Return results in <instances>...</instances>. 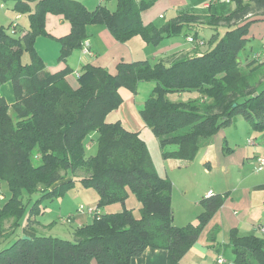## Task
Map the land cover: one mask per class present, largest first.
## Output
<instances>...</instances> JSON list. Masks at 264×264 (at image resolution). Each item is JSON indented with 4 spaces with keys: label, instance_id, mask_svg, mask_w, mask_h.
Masks as SVG:
<instances>
[{
    "label": "trees",
    "instance_id": "1",
    "mask_svg": "<svg viewBox=\"0 0 264 264\" xmlns=\"http://www.w3.org/2000/svg\"><path fill=\"white\" fill-rule=\"evenodd\" d=\"M1 1H12L20 15L27 14L30 30L19 34L16 28V36L0 28V89L12 83L16 98L9 104L0 93V180L11 191L9 201L0 206V264H131L148 248L165 249L168 264H180L223 199H204L196 224L174 225L172 183L158 175L139 135L107 117L122 104L121 88L136 93L141 83L151 82L154 88L142 114L160 141L164 159L196 158L204 140L232 126L239 116L253 130H264V62L256 65L254 60L243 69L237 59L250 25L264 20V0H231L228 4L235 6L229 12L220 3L215 5L218 12L222 9L219 17L187 8L160 27L144 24L142 14L161 0H115V10L107 5L91 10L78 0ZM49 14L62 15L71 24L70 34L59 39L62 61L82 48L90 25H105L120 42L140 36L155 47L182 36L203 46L198 32L192 34L200 25L224 23L228 29L202 53L154 65L149 60L121 62L114 74L86 65L78 89H72L66 79L70 70L51 73L35 49L37 37L50 36ZM89 141L97 143V153L88 152ZM76 182L98 192L99 212L91 224L77 228L70 241L41 234L31 216L21 234L25 193L54 199ZM131 194L142 205L141 219L126 207L119 213L101 212L111 204L125 206ZM231 245L234 264H264V237L235 235Z\"/></svg>",
    "mask_w": 264,
    "mask_h": 264
},
{
    "label": "crops",
    "instance_id": "2",
    "mask_svg": "<svg viewBox=\"0 0 264 264\" xmlns=\"http://www.w3.org/2000/svg\"><path fill=\"white\" fill-rule=\"evenodd\" d=\"M78 1L91 10L99 5H107L111 10H115L117 6L115 0ZM108 1L111 2L108 4ZM8 5L5 3L4 7ZM186 8L189 9L187 0H161L145 11L142 19L148 25L158 19H165V13L169 10L173 18H176ZM24 17L18 15L16 18L19 23L17 30L22 34L27 33L29 25V20ZM10 25L11 23L8 27ZM46 30L55 43L53 65H47V68L53 74L70 70L66 79L72 89H78V74L86 65L100 67L114 74L121 62L153 59L157 63L183 54L202 53V46H195L185 37L186 43H182L179 37L165 40L159 47L146 43L140 36L123 43L105 25H90L85 43L89 45L92 55H85L82 48H79L72 52L67 61H62L59 59V39L70 34L71 24L62 15L49 14L46 18ZM8 85L12 87L11 92ZM13 91L10 82L0 89L1 95L9 104L16 101ZM129 96L130 93L125 92L123 99L126 101ZM143 136L152 153L151 146L157 148L159 139L150 132H145ZM250 140H254L255 145H250ZM203 142L204 145L194 159H164L160 148L162 156L159 152L155 154L158 161L154 162V167L161 178L169 180L173 185V221L177 227L197 223L207 195H220L223 199L222 206L180 264H218L219 256L234 264L235 254L231 244L235 235L264 236V168L260 169L258 164V159L264 158V130L255 131L247 120L237 117L232 126L221 129L214 137ZM92 264L98 262L94 260ZM131 264H168V252L161 248H148L142 255L134 258Z\"/></svg>",
    "mask_w": 264,
    "mask_h": 264
},
{
    "label": "rangeland",
    "instance_id": "3",
    "mask_svg": "<svg viewBox=\"0 0 264 264\" xmlns=\"http://www.w3.org/2000/svg\"><path fill=\"white\" fill-rule=\"evenodd\" d=\"M111 1H108V4ZM209 1L210 0H187V4L189 8L194 9V13L197 15L208 16L213 14L217 17L222 16V9L221 12H218L216 6L213 7L211 12L210 10L203 8V5ZM6 4H9L8 7H0V28L3 27L10 35H16V33H14L13 24H19L16 22V18L20 14L14 9V3L12 1H8ZM234 6V2H232L231 5L225 4L222 6V8L229 12ZM21 15L25 16L24 18L29 20V25L27 28L29 31V16L27 14ZM173 17L174 16H172V12L169 10L167 13H165V19H158L156 22H154V25L160 27L164 25V23L169 22ZM9 23H11V25L8 27ZM227 29L228 26L224 25V23L219 25H200L197 30L192 31V34L195 35V33L198 32V40L205 42V45L201 47V51L204 52L209 51L213 46H215L218 39L226 34ZM245 37L248 40L245 46L237 54V59L243 69L247 68L248 64L254 60L256 61V65L264 62V20L253 22L248 28ZM180 40H182V43H186L183 36L180 38ZM53 44L55 43L50 36H39L35 42V49L37 53L44 59L46 65L49 66L53 65ZM26 61H28V58L27 60L25 59V62ZM149 62L152 65L155 64L153 59L149 60ZM243 72H246V70ZM260 72H264V69H262ZM261 78L262 76L260 75L259 79ZM262 80H264V76ZM8 86L10 88H7L9 92H11L12 87L11 85ZM153 88L154 85L151 82L141 83L136 93L126 87L121 88L119 93L122 98V106L108 115V122L122 125V127L127 131L138 134L144 142L146 141L143 136L145 132H150V134L154 137L155 134L147 126L142 114L145 102L150 97ZM125 92L130 93L129 99L126 101L123 99V94ZM181 100H185L184 97H181ZM239 117L243 118L241 116ZM96 136L97 135L95 133L92 135L93 138H96ZM89 142L91 145L89 143L87 144L88 152L93 154L97 153V143H92L91 141ZM145 144L153 164L154 162L157 163L158 160L155 154L157 155L159 152L160 156H162L160 142L158 141V144L156 143L157 148H154L153 145L151 146L152 153L150 147L148 146L149 144L147 142H145ZM2 197L4 199H2ZM10 198L11 191L7 181L0 180V206H4ZM24 203L25 213L21 220V223L23 224V227L20 229L21 234L24 231L22 228H24L28 218L32 216V219L37 222L35 228H37L41 234L72 241L74 239V231L77 228L89 225L94 220L93 216L87 213L78 212L79 208L83 206L86 209H95L97 206H99V195L95 189L85 188L82 183L76 182L64 194L58 195L54 199H42L40 198L39 194L29 195L25 193ZM125 207L133 212L135 218L141 219L143 217L142 205L140 201L132 194L127 199L125 206L122 203H115L107 207H102L101 212L104 214L119 213L122 212ZM11 223L12 221L6 222V227L8 228ZM261 237L264 236L261 235Z\"/></svg>",
    "mask_w": 264,
    "mask_h": 264
},
{
    "label": "built area",
    "instance_id": "4",
    "mask_svg": "<svg viewBox=\"0 0 264 264\" xmlns=\"http://www.w3.org/2000/svg\"><path fill=\"white\" fill-rule=\"evenodd\" d=\"M230 2H231V0H210L209 2H206L203 5V8L204 9H209L212 6L218 5L220 3H226V4H228ZM4 6L5 5L2 2H0V7H4ZM17 27H18V24L14 23L13 24V29L15 30ZM188 41L190 43H192V44H195V45L199 44V45L202 46V43L201 42L195 41L192 37L188 38ZM82 50H83V53L85 55H92L91 49H90V47H89V45L87 43H84V45L82 46ZM79 75L80 74H78V77H79ZM249 144L250 145H255V141L254 140H250L249 141ZM258 164H259V168L260 169L264 168V158H259L258 159ZM208 198H210V195H207L205 197V199H208ZM78 212H80V213H87V214H89V215H91V216L94 217L95 215L98 214L99 210H98L97 207L95 209H93V208L86 209L85 207L81 206L79 208ZM263 233H264V229H263ZM217 263L218 264H231V263H228L227 260L223 256H219L218 257Z\"/></svg>",
    "mask_w": 264,
    "mask_h": 264
},
{
    "label": "water",
    "instance_id": "5",
    "mask_svg": "<svg viewBox=\"0 0 264 264\" xmlns=\"http://www.w3.org/2000/svg\"><path fill=\"white\" fill-rule=\"evenodd\" d=\"M25 239H29V238L26 236Z\"/></svg>",
    "mask_w": 264,
    "mask_h": 264
}]
</instances>
